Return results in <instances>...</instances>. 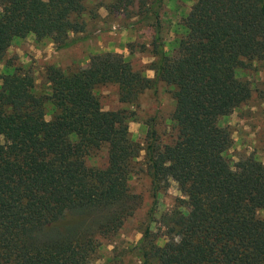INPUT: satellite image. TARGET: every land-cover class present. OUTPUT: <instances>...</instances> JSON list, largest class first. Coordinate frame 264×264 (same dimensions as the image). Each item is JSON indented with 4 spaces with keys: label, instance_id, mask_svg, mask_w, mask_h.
Returning <instances> with one entry per match:
<instances>
[{
    "label": "trees",
    "instance_id": "16d2710c",
    "mask_svg": "<svg viewBox=\"0 0 264 264\" xmlns=\"http://www.w3.org/2000/svg\"><path fill=\"white\" fill-rule=\"evenodd\" d=\"M134 4L149 10L148 0H110L108 8ZM84 8L83 0H0V60L28 34L70 46L78 41L70 33L84 31ZM181 25L168 46L156 30L153 77L111 51L69 73L48 66L49 94L37 93L26 72L0 76V264L96 260L102 239L133 212L128 181L141 148L126 114L103 109L93 90L114 83L131 102L159 82L175 99L176 134L162 143L148 129L146 170L156 189L172 179L185 199L159 217L162 235L144 228L134 246L140 264H264V164L229 160L232 138L218 123L251 93L236 68L244 58L264 63V0H196ZM102 145L105 166H87L84 156Z\"/></svg>",
    "mask_w": 264,
    "mask_h": 264
},
{
    "label": "rangeland",
    "instance_id": "374dc122",
    "mask_svg": "<svg viewBox=\"0 0 264 264\" xmlns=\"http://www.w3.org/2000/svg\"><path fill=\"white\" fill-rule=\"evenodd\" d=\"M195 1L163 0L157 8L151 5L152 0H148L149 10L144 11L136 4L124 10H110V0H83L85 8L81 19L85 24L84 31L69 35L78 41L56 49L48 38L38 39L33 34L28 38H15L0 60V76L8 71L26 72L33 77L37 93L49 94L50 86L45 77L48 66L69 73L85 67L92 55L111 51L126 57L134 69L153 77L154 72L147 66L153 60L151 42L156 30L168 46V42L176 40L182 33L183 17ZM152 8L158 10V15ZM236 73L250 86L251 93L231 113L218 118V123L227 127L232 138L226 155L232 162L251 157L264 164V63L259 58H244ZM93 91L103 109L121 110L126 114L130 137L141 150L128 181L133 212L124 219L115 235L102 239L98 257L92 264H140L134 246L144 228L149 225L162 235L163 228H158L159 217L185 199L172 179L156 189L144 159L150 127L162 143H170L175 137L171 120L175 99L162 82L156 90L145 89L131 102L120 99L118 85L114 83L99 84ZM53 112V106L47 103L45 118L50 119ZM84 159L89 167H104L106 146L92 149ZM257 215L264 219V210H258ZM163 241L165 237L160 243Z\"/></svg>",
    "mask_w": 264,
    "mask_h": 264
},
{
    "label": "crops",
    "instance_id": "0c3cea01",
    "mask_svg": "<svg viewBox=\"0 0 264 264\" xmlns=\"http://www.w3.org/2000/svg\"><path fill=\"white\" fill-rule=\"evenodd\" d=\"M30 34L26 35L25 37L28 38Z\"/></svg>",
    "mask_w": 264,
    "mask_h": 264
}]
</instances>
